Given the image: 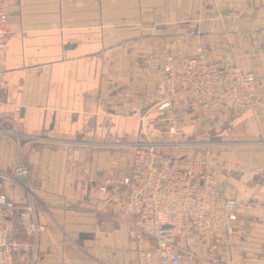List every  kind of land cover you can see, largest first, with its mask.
Listing matches in <instances>:
<instances>
[{"label":"crops","instance_id":"0c3cea01","mask_svg":"<svg viewBox=\"0 0 264 264\" xmlns=\"http://www.w3.org/2000/svg\"><path fill=\"white\" fill-rule=\"evenodd\" d=\"M198 48L254 71L250 105L220 117L192 101L158 107L166 53ZM147 139L196 142L163 148L188 157L203 146L240 202L229 239L178 238L180 264H264V0H11L0 193L16 203L5 223L19 264H173L120 209Z\"/></svg>","mask_w":264,"mask_h":264},{"label":"built area","instance_id":"2783aa9c","mask_svg":"<svg viewBox=\"0 0 264 264\" xmlns=\"http://www.w3.org/2000/svg\"><path fill=\"white\" fill-rule=\"evenodd\" d=\"M10 7L11 0H0V53L7 42ZM257 79L254 71L213 60L201 50L190 55L167 54L163 77L156 83L161 95L158 107L192 101L211 117H220L226 108L252 103ZM170 131L176 132L175 126H170ZM182 143L196 142H135L132 172L124 178L128 190L120 204L124 214L137 215L142 233L155 238V252L173 264L182 261L177 249L179 237L197 232L202 240L229 239L240 205L236 197L221 191L216 174L205 159L163 149L168 144ZM17 172L27 177V165L22 163ZM15 206L5 193H0V264H19L17 252L22 244L11 238L5 223ZM147 254L149 250L141 251V255Z\"/></svg>","mask_w":264,"mask_h":264},{"label":"rangeland","instance_id":"374dc122","mask_svg":"<svg viewBox=\"0 0 264 264\" xmlns=\"http://www.w3.org/2000/svg\"><path fill=\"white\" fill-rule=\"evenodd\" d=\"M157 24V23H156ZM152 25H154V24H152ZM198 50H201L204 54H206V56L207 57H209L208 56V54L203 50V49H200V48H198V49H196L195 50V52L196 51H198ZM195 52H193V53H195ZM193 53H190V54H193ZM167 54H177V55H190V54H179V53H174V52H167L166 53V55ZM166 55H165V57H166ZM165 57H164V59H165ZM210 58V57H209ZM172 134H174V133H172ZM188 135H190V134H188ZM168 138H174V136H170V137H168ZM188 146H189V144H188ZM170 149H172V147H169ZM164 149H166V148H164ZM184 149H189L190 150V152H192V153H194V155H192V156H190V157H192V158H201L202 157V153L203 152H206V150H204V147L203 146H194V147H186V148H184ZM204 150V151H203ZM179 153V152H178ZM200 155V156H199ZM202 159H206V158H202ZM20 261H21V259H19Z\"/></svg>","mask_w":264,"mask_h":264},{"label":"water","instance_id":"95a60500","mask_svg":"<svg viewBox=\"0 0 264 264\" xmlns=\"http://www.w3.org/2000/svg\"><path fill=\"white\" fill-rule=\"evenodd\" d=\"M3 181V177L0 175V182H2Z\"/></svg>","mask_w":264,"mask_h":264}]
</instances>
